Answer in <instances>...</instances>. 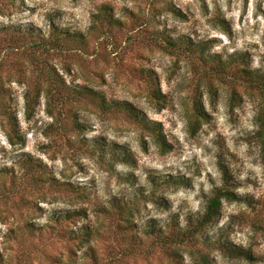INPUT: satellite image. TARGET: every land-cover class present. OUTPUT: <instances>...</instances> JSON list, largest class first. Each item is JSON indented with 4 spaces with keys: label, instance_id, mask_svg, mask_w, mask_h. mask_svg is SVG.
I'll list each match as a JSON object with an SVG mask.
<instances>
[{
    "label": "rangeland",
    "instance_id": "1",
    "mask_svg": "<svg viewBox=\"0 0 264 264\" xmlns=\"http://www.w3.org/2000/svg\"><path fill=\"white\" fill-rule=\"evenodd\" d=\"M62 31L81 38L42 44ZM263 75L264 0H0V264H264ZM219 164L239 198L193 241L161 242L203 213Z\"/></svg>",
    "mask_w": 264,
    "mask_h": 264
},
{
    "label": "trees",
    "instance_id": "2",
    "mask_svg": "<svg viewBox=\"0 0 264 264\" xmlns=\"http://www.w3.org/2000/svg\"><path fill=\"white\" fill-rule=\"evenodd\" d=\"M60 36H62L61 39L55 38L51 39L49 41H42V44L45 45H60V42H64V40L69 39L71 37L75 38H81V34L76 33H69L68 31H62ZM187 38V37H186ZM183 37H177L172 38L169 37L167 39H162L163 42H165L168 46L171 48L174 47H180V48H186L187 50H190L189 46H192L191 41H187V43H183ZM188 39V38H187ZM53 47V46H52ZM262 84H264V75L262 76L261 80ZM151 96L158 102V100H162L164 98L163 93L161 92V89L159 86L154 85ZM102 105L106 103L104 100L102 101ZM100 102V103H101ZM109 108H113L116 111L124 112L131 120L136 122L143 130H146L150 132V134L153 136L154 143L162 150L166 151L169 149V145L167 144L165 140V136L161 131L160 123L157 121H151L148 119L143 112H141L138 108H136L133 104L127 101H109ZM104 106V105H103ZM196 111L197 114L200 116L205 115V111L201 107L200 104H196ZM257 138L258 143L260 145L261 151L264 153V113L261 111L257 115ZM105 145V144H104ZM108 146V145H107ZM108 154L110 155V158L113 160V158H121V161L129 162L132 158V153L128 147L125 145H120L117 143H110L109 149H107ZM219 170L221 172V183L220 186H218L216 189H214L211 197L207 200L205 208L203 213L198 217L196 222L194 224H191V222L187 223L186 226L175 230V234L173 236H166V237H160V241L167 243V244H179V243H185L189 241H193L195 237L202 232V230L205 228L206 225L211 223L219 214L222 203L224 200H236L238 195L235 193L234 188L236 187V184L234 182V179H232V176L228 172V169L219 164ZM191 221V220H188ZM150 228H153L149 226ZM160 233V232H159ZM220 249L224 254H226L229 257L232 258H240L247 261L256 260V257L250 249L244 248L241 245L234 244L229 241H219L218 242ZM2 261V254L0 253V262ZM202 264H209V262L205 259L203 256Z\"/></svg>",
    "mask_w": 264,
    "mask_h": 264
}]
</instances>
